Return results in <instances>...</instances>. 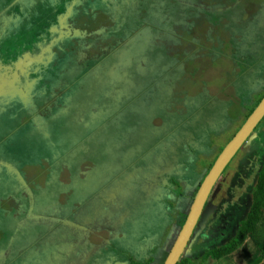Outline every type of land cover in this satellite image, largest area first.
<instances>
[{
  "label": "rangeland",
  "instance_id": "rangeland-1",
  "mask_svg": "<svg viewBox=\"0 0 264 264\" xmlns=\"http://www.w3.org/2000/svg\"><path fill=\"white\" fill-rule=\"evenodd\" d=\"M53 1H57L59 5L55 4L57 6L53 9L52 18L63 23L60 26L53 25L49 30L63 31L64 26L65 31L57 35V38L46 47L49 52H54L50 54V62L45 65L46 69H50L48 74L45 72L49 85L43 84L39 93L32 83L28 89L35 92L40 101L58 99L60 104L56 109L47 105V110L54 115L57 113L60 118L68 112H74L75 115L80 114L84 122L88 123L92 117L90 112L95 110L97 114L102 112L106 116L103 120L111 123L109 124L111 131L103 126L105 128L100 129L98 137L93 139L83 137L85 144L81 146L79 143L80 148L76 147V144L65 142L66 147L63 148L62 155L68 158L78 157L80 163L73 165L71 169L72 165L67 162L63 168L64 179L66 181L69 177L68 180L71 182L72 176L77 174L79 182L89 181L86 182L90 186L86 192L89 191L92 195L98 192L92 191L98 183L110 184L113 179L125 173V182L129 185L128 183L133 181L134 185H137L135 196H139L141 201L138 211L131 215L132 223L127 224L125 217H122L119 218L120 223L118 222V224L124 222L122 228H118L117 232H113L111 228L106 231L103 225H108L110 221H115L119 217L111 216L112 211L106 206L103 213L94 217L93 229L98 227L102 229V243L113 241L120 248L122 253L112 256V259L119 256L130 263L129 258L132 255L129 253L132 251L137 257L150 258L152 262L148 264H161L184 221L185 208L195 192L197 184L194 183L199 174L243 123L245 110L240 106L241 98L255 95L257 90H260L264 78V0H207L205 5L207 11L203 12L206 13L204 16L209 14L211 17L206 23V29L196 30L189 35L183 34L180 37V41L183 42L180 51L170 48L171 46L178 48L173 46L177 39L175 35H171L175 33L172 25L180 22L183 14L191 11L186 5V0H165L167 2L165 11L160 7L161 4L159 8H154L144 18L145 20H141V24L145 22L149 25L147 32L149 36L144 35L140 29L142 27L139 24L140 10L137 11L135 8L121 20L120 28L113 33V36H120L122 39L117 41L121 43L118 46L120 49L114 53L117 55L116 59L107 53V49L101 48L111 46L106 42H112L115 38L100 33L98 36L101 37V42H91L90 47H87L90 41L88 39L91 37L88 39L81 37L77 28L83 26L79 24V19H87L83 27L89 31L90 21L94 22L97 17L102 18L103 26L109 25L108 14L102 17L101 13L110 10L111 5H106L103 0H48L52 3ZM35 2L36 0H0V21L4 19L3 12L7 9L12 11L15 5H29L26 8L28 13L32 7L34 10L39 9ZM115 2L126 5L128 0ZM159 12L170 17L161 18L157 15ZM125 13L121 10L118 15ZM129 28H133V33H125ZM62 35L65 37H61ZM8 46L10 48L9 43ZM64 52L71 54L67 57ZM75 55L79 57L78 65L77 61H74ZM54 56H63L64 60L59 66L54 64ZM207 57L214 61L222 60L224 65H218L219 63L209 65ZM88 59L98 62L92 64L94 66L92 67L89 66L91 63ZM167 59L172 63L169 66L165 63ZM40 61L42 63L46 60L40 58ZM153 62H158L156 67H151ZM136 63L138 67L134 66ZM201 65L207 68H199ZM40 69L42 68H38L37 73ZM200 69L201 72L198 71ZM110 71L114 73L111 74ZM96 78L98 80L95 82ZM152 86L159 88L157 92L160 94L170 93L172 103L181 106L182 111L188 109L191 115L188 114L176 128L175 135L180 136L172 137L168 144L164 146L153 144L147 152L137 150L132 152L134 155L130 159L128 158L131 155L130 151L129 154H125V158L124 149L119 151L122 153L121 158L126 160L123 163V170L116 177L113 171L118 172V169L109 158L113 155L111 151H115L113 149L115 146L110 147L109 152L106 151L110 145L117 144L127 149L135 144L143 148L150 145L141 122L144 121L150 96L157 95L152 94L154 92ZM242 86L245 88L240 89ZM65 102L68 110L66 113L62 111L66 108ZM87 102H91L90 107L86 106ZM22 104L27 105L23 101ZM24 115L31 118L26 110ZM10 127V131L3 134L0 130V200L2 197H14L16 194L17 201L22 202L21 206L23 204L25 209L22 210L21 207L16 209L14 220L21 223L20 227L28 224L33 231L35 229L45 231L51 228L46 225L50 220L38 218L39 215H48L51 209H54L53 204L45 199L44 193L36 197L29 206L31 208L27 209L24 183L16 176L17 167H22L23 170L18 168V173L25 171L24 176L29 178L30 175L34 185H38L36 180L39 177L41 183L37 190L45 188V191L47 188L41 178L45 173H36L34 166L30 165L31 167L27 168L24 165L32 148V145L23 148V140L27 139L26 136H31L27 134L30 125L22 126L15 122ZM91 129L92 124L88 123L85 133L89 134ZM262 139L258 140L253 132L214 182L185 247L187 250L181 253L182 257L194 260L202 251L198 249L201 243L205 242L209 246L219 245L234 236L239 221L245 219L251 201V190L256 183L261 164L264 163V135ZM164 141L167 143L169 140ZM44 142L47 143L45 137ZM180 144H182L180 148L176 147ZM184 144L187 148L182 149ZM96 145L100 146V150ZM156 146H160V152H163L160 155L161 163H158L160 158H151L157 151ZM101 147L105 150H101ZM16 149L19 150L18 153ZM50 151L53 157H57L58 152ZM101 151L107 153L109 157L101 154ZM203 151L202 158H199L198 153ZM97 160L100 162L95 165ZM130 168V171L134 172L127 175L126 170ZM113 176L114 178L110 180ZM26 183V190L31 191L30 182ZM111 185L115 187L116 182ZM104 187L105 191L117 189L106 185ZM120 191L124 193L125 190L120 188ZM174 191L177 196L173 195ZM86 223L89 221L86 220ZM160 231L163 232L160 234ZM58 236V242L65 239L63 234ZM96 239L101 240L99 235H96ZM39 249L42 250L41 254L38 253ZM147 251H150V255L146 254ZM45 253L48 254V251H44L41 243H38L34 252L32 250L21 256L20 264H48L46 258L45 262L39 260V255L47 257ZM7 255V252H1L0 264L7 263L9 258ZM131 258L134 261L139 260ZM146 260L142 263L145 264Z\"/></svg>",
  "mask_w": 264,
  "mask_h": 264
},
{
  "label": "trees",
  "instance_id": "trees-1",
  "mask_svg": "<svg viewBox=\"0 0 264 264\" xmlns=\"http://www.w3.org/2000/svg\"><path fill=\"white\" fill-rule=\"evenodd\" d=\"M115 1L116 0H103V3H105L106 5H111L110 10H105V13H101L102 17H104V14L105 16L106 13L108 14L109 25L103 26L104 24H102V18L97 17L94 22L90 21L89 31H86L83 27L87 19H79V24H82L83 26L77 27L81 37L86 39L91 37V39H88L90 41L87 43V47H90L91 42H101V37L98 36L100 33H104V36H112L113 38H115L112 39L113 43L106 42V44L111 45L106 46L108 48L104 46L101 47L103 50L107 49V53H109L110 56H112L114 59L117 58V55L114 53H116V51L120 49V47L118 46L121 41H117L121 38L113 36V33L120 28L122 22L121 20L125 19L126 16L132 11H134L136 8L137 11L140 10L139 24H141V20H145L144 18L148 15L147 12L150 14V12L154 8H159L161 4L162 5L160 7H163V10L165 11L164 8L167 5V3H163V1L159 5L154 0H128L126 5L116 4ZM196 3L206 5L207 0H203V4L198 2ZM34 4H36V6H39V9L34 10V8L32 7L29 13L26 11V8L29 5H15V8L12 11H9L7 9L3 12L5 16L4 19L0 21V130L2 134L7 131H10V125H13L15 122H17L21 125H31L30 133H27L28 135H31L30 137L40 135V132H42V130L48 131V129L43 126L44 124L42 122L47 121L50 117H52V115L47 110V105H50L53 108H56V106H58L57 99L40 101L39 96L35 92L31 90L29 91L28 89L29 85L32 83L36 92L39 93L40 87L43 84L44 86L49 85V80L46 79L45 72L48 74L50 72H48V70L50 69H46L45 65L47 66V64L50 62V54L52 52H49L46 47L48 46V44H50V42L57 38V35L59 36L60 33L65 31L64 26L63 31H55L52 29L49 30L51 26H60V24L63 23L60 20L58 21V19L52 18L53 9L57 5H59L57 1H53L52 3L48 2V0H36ZM125 7H127L128 10L127 8L125 9ZM121 10L126 12L125 15H118ZM202 12L203 11H192L185 17V20L183 17H181L180 22H175L172 25V28L175 31V33H173L172 35H175V38L177 39L173 46H178V48H173L171 46V49H176V51H180L182 49L181 45L183 42L180 41V37L183 34L189 35L190 33H193L196 30L206 29V23L210 21L209 17L211 16L209 14L207 16H204L206 15V13ZM157 15H160L161 18L164 19L167 18V16L170 17L167 14H161V12H159ZM99 18H101V21H99ZM149 20L151 19L149 18ZM182 21L183 23H181ZM141 25L142 27L140 29L143 31V34L148 35L147 32L149 29V25L145 22H143ZM133 28H129L128 32L125 33H133ZM61 37L65 36L62 35ZM8 43L10 44V48L8 46ZM44 48L46 49L47 53ZM61 53L63 52H60V54ZM64 53L67 57L70 54L68 52ZM102 54H100L101 58ZM205 56H207V54ZM40 58L46 61L41 63ZM207 58V64L209 65H213L215 63H219L218 65H224V62L222 60L214 61L210 59L211 57ZM53 59L54 64L57 66H59L61 64V61L64 60L63 56H54ZM74 59V61H77L76 65H78L79 57L74 56ZM88 60L91 63L89 64V66H92V64H96V62H98V60ZM165 63H167L168 66L172 64L170 59H167ZM71 64L73 65L74 63L71 62ZM157 64L158 62H153V65H151V67H156ZM203 66L204 65H201L199 68H207ZM38 68H42L40 69L39 73H37ZM202 69L198 71L201 72ZM223 69L227 70V68ZM5 73L7 75H4ZM110 73L112 74L114 72L110 71ZM97 80L98 78H96V80L94 81L96 82ZM33 81L36 82L34 83ZM22 86H25L23 91L29 96H31L33 99V101L30 103V106L28 104H22L23 99L18 93L17 88ZM261 86L263 88L257 91L255 95H250L249 97L241 98L240 106L243 107V109L245 110L243 114V123L246 121L252 111L256 108L260 100L264 97V78L261 83ZM152 88L154 89V92H152V94L156 93L157 95L150 96V101L148 102L147 112L144 117V121L141 122L143 126L142 130L146 132V135H148L147 141L150 142V145L143 148L139 144H135L130 149L128 148V150L127 148L116 144L117 147H120L119 150L123 151L124 149V158L125 154H129V151L131 155H129L128 158L130 159V157L134 155L132 154V152H136L137 150L147 152V149H151V146H153V144L158 143L160 146H164L165 144H168L171 141L172 137L180 136L175 135L177 133L176 128L182 122V120L185 119L189 114L188 109L185 108L184 111H182L181 106H176L175 103H172V100H170V93L168 95H163L157 92L159 88H156V86H152ZM243 88H245V86H242V88L240 89ZM45 92H47V90H45ZM6 93H9V95L7 96ZM90 105L91 102L86 103V106L90 107ZM64 107H66L65 109H67L66 102ZM24 108L26 109L27 113L31 115V118L25 117V111H23ZM90 114H92V117L88 123L92 124V129L89 134L85 133L86 126L88 125V123L84 122L82 117H74V114H72L70 117L67 118L65 127L67 132H69V130H71L72 127L76 124L75 126H78L77 132L80 136L79 139L77 136H75L70 141V137L62 136L57 138L56 141L55 137H50V132H46L45 136L38 137V141H36L34 145H32V148L29 150V154L27 155L28 158L27 160H25L24 165H26L27 168L34 166L35 171L37 173H45L43 176H41V178L47 186L45 190L46 192L44 191L45 188L37 190V187L41 183L39 177H37L36 180V183H38V185H34L32 183L30 175L28 176L29 178H26L24 176V174L26 173L25 171L20 172V174L18 173V168H21V170H23L22 167H17L16 172L18 174V178L20 177L21 180L29 181L31 184V191H26L25 196V199H27L25 201L27 203V209L31 208L29 206L33 203L36 197H39L40 194L46 193L45 199L48 200L49 203L53 204L54 207V209H51V212L55 211L57 213V216L62 218L64 214H68L69 212H73L74 210H76L78 205L84 200V198H81L79 200H71V198L73 196H79V193L81 192L86 193L87 195H89L88 200L90 203L86 205V211H90L89 214L96 215V213H98L97 215H99L100 213H103V206H108L112 211L113 217L115 215H119L118 219H116L115 221H110L108 225H103L104 227H106V231L114 227L113 232H117V229L122 228V225L124 224V222L118 224L119 218L125 217V219L127 220V224L132 223L131 215L137 212L138 208L141 206L139 196H135V192L137 191V185H134L133 181H130L128 183L129 185H127V183L125 182L126 177H124V179L122 180V176H118V178L116 180L113 179L110 184L98 183L95 189L92 190H98V192H95L91 195L89 191L86 192L87 188L90 187L87 184L89 181L85 180L83 182H79L77 180V174H74L72 176L73 186L69 188V185L65 184V182H63L61 179L63 175L61 167H57L55 165L59 162L57 160L58 158L61 159L64 157L61 152H64L63 148L66 147V143L71 142L73 144H76V147H79V143L83 145L85 144V141L82 140L83 137L89 139L98 137V135H100L99 132H101L100 129L105 128L103 126H106L105 129L108 128L111 131V125H109L111 123L106 119L103 120L104 118H106V116L102 112L100 114H97V111L93 110L90 112ZM189 115H191V113ZM180 117L182 118L180 119ZM263 126L264 117L256 125L253 131L258 140H263ZM73 131H75L74 128ZM44 137L47 139L46 144L44 142ZM164 140L169 141H167L166 143V141ZM181 145L182 144L176 147L180 148ZM113 146L115 145H110L108 148ZM160 146L156 147L160 148ZM25 147L26 144L23 148ZM97 147L98 150H100V146ZM184 148H187L186 144H184V147L182 149ZM50 150L58 152L57 157H53V154H51ZM98 150L96 148L95 151L97 152ZM101 150L105 149L101 147ZM186 150L183 151L186 152ZM220 150L214 156L213 160L208 165H206V167H204L202 172L199 174V178L194 183V185L197 184L195 192L199 187L200 183L202 182L203 178L208 173L211 165L213 164ZM16 151L17 153L19 152L18 149H16ZM203 153L204 151L198 153L199 158H202ZM154 154L155 153H153V155ZM162 154L163 152H160V155ZM124 158L116 160L115 163L121 162L120 165L123 167V163L126 160ZM99 162L100 161L97 160L95 165H98ZM68 163L72 165L70 166V168L72 169L73 165H77L78 163H80V159L78 157L70 158V161ZM130 170L131 168L127 170V175H131V173L133 172ZM224 170L225 168L222 170V172ZM48 172H50L51 174H48ZM47 174L48 176H45ZM113 182H116L115 187H112L111 185ZM104 185L117 189L116 191H105ZM120 188L125 190L124 193H121ZM71 192L72 197H70ZM195 192L193 193L189 204L185 208V215L189 210ZM173 195L177 196L176 191L173 192ZM15 196L7 198L2 197V199L0 200V253H4L8 248H12L11 256H9V259L6 264H15V262H18L17 264H20V260L22 259L21 256L24 253L26 254V252H30L32 250L34 252V250L37 248L38 243H41V248L44 251H48V254L45 253L47 257L45 255H39V260H43V262H45L46 258L48 259V264H101L107 261H111L110 264H113V261H115L114 264L129 263L126 259H123L119 256L118 258L115 257L116 259H112V256L114 257L117 254L122 253L120 248L115 244V242L110 241V244L107 246L105 243H102V240L96 239V235H99L100 238H102V229L100 227H98L97 229H93L94 225L92 223V220L94 218L90 219L91 221L89 223H86V225L82 228L83 230L80 229L74 231L75 233L71 234L68 239L66 237L65 240H62L60 242L57 241V238L59 237V230L55 229L53 226L45 231H39L38 229H35L33 231L31 228L28 227V224L24 225L23 227H18V223L14 220V213L16 209H19V207L24 210L25 206L23 204L21 206L22 202L19 203L17 201V196ZM114 202H116L117 204L115 205ZM97 210L99 211L97 212ZM51 212H49L48 215H52ZM166 213L167 212L165 211V216H167ZM42 217L43 216L39 215L38 219L42 220ZM20 219L21 218H16V220ZM27 227L29 228L28 230L26 229ZM247 238L251 239L253 243L257 246H259L264 240V163L261 164V168L257 173L256 183L251 190V201L248 211L246 212L245 219L239 221L234 236L228 241L214 246H209L203 241L204 244L201 243L198 248L202 249V251L198 254L199 256L194 257V260H192L189 257H182L181 254L176 264H210V262L233 252ZM185 249L187 250V248H184L183 250ZM38 253L41 254L42 250L39 249ZM129 254L132 255L131 257L137 258V255L135 256L132 251ZM148 254L150 255V251H148ZM131 257L129 258V264H144L142 262L147 259L140 258L139 260L134 261ZM262 258H264L263 252L251 264H260ZM146 261L147 262L145 264L152 262L150 258H148Z\"/></svg>",
  "mask_w": 264,
  "mask_h": 264
},
{
  "label": "flooded vegetation",
  "instance_id": "flooded-vegetation-1",
  "mask_svg": "<svg viewBox=\"0 0 264 264\" xmlns=\"http://www.w3.org/2000/svg\"><path fill=\"white\" fill-rule=\"evenodd\" d=\"M155 2H157L159 5L161 4V2L163 1V3H167L165 0H154ZM186 2H187V4L186 5H188L189 7H190V12H192V11H203V10H206L205 9V5H201V4H197L196 2H198V3H202L203 4V0H196V2H195V0H186ZM207 11V10H206ZM189 12V13H190ZM188 13V14H189ZM147 14H149L148 12H147ZM188 14H183L181 17H183L184 18V20H185V17L188 15ZM180 17V18H181ZM181 23H183V21L181 22ZM173 32V31H172ZM172 35V34H171ZM120 37V36H119ZM245 45V44H244ZM60 48L62 49V46H60ZM242 50V49H241ZM46 51V50H45ZM46 53H47V51H46ZM52 53H54V52H52ZM50 54V53H49ZM71 54V53H70ZM76 56V55H75ZM136 62V61H135ZM137 63H139V61L137 60ZM137 63H136V65H134L135 67H138L137 66ZM102 71H104V70H102ZM103 73H105V72H103ZM70 86L72 87V85L70 84ZM97 86H99L100 87V85H97ZM97 86H95V89H96V91L98 90L96 87ZM24 87L25 86H22V87H19V89H21L22 91V93L18 90V93L20 94V96L22 97V99H23V102H26L29 106H30V103L33 101V99H32V97L31 96H29L28 94H26L24 91H23V89H24ZM40 88H42V86L40 87ZM263 87L260 85V90L262 89ZM257 91H259V90H257ZM58 100V99H57ZM60 103L58 102V105H59ZM57 107V106H56ZM53 108V107H52ZM54 109H56V108H54ZM26 109L24 108L23 109V111H25ZM50 110V109H49ZM62 110V109H61ZM63 112H67L68 110L67 109H64V110H62ZM51 115H52V117H50L49 118V120H47V121H44V122H42L44 125V127H46V129H48V131H45V132H50V136H52V137H55L56 138V141H57V138H59V137H62V136H65V137H70V140H72L75 136H77L78 135V139L80 138V136H79V134H78V126H73L72 127V129L71 130H69V132H67V130H66V122H67V118L68 117H70L72 114H74V117H79L80 116V114H76L75 115V113L74 112H68V113H66V115L63 117V118H60V117H58V115H57V113H55V115H54V113H52L51 111H48ZM23 126V125H22ZM73 128L75 129V131H73ZM45 129V130H46ZM43 131V130H42ZM45 132L43 131V133L45 134ZM29 133H30V131H29ZM46 135V134H45ZM27 137V139H25V140H23V143H24V141H25V144H26V147L28 146V145H34V143L36 142V141H38V137H30V136H26ZM25 144H23V147H24V145ZM81 146H83V144H81ZM117 145L115 144V147H116ZM113 147V149H115V151H111V152H113V155L111 156V157H109L108 155H106L107 153H103L104 155H106V156H108L109 158H111V160L110 159H108V160H110L111 161V163L113 162V164H115V165H113V166H117L116 167V169H118V172H115V170L113 171L114 172V176L116 175V176H118V174L123 170V167L120 165V163L121 162H118V163H115V161L116 160H118V159H121V156H122V153H120L119 151H121V150H119L118 148L119 147ZM80 148V147H79ZM22 151H23V149H22ZM53 151V150H52ZM110 151V149L108 148V150H107V152H109ZM55 152V151H54ZM101 153V154H102ZM123 153H125V152H123ZM155 157H158V158H160V160L158 161V163H161V156H160V148L158 147L157 148V151L155 152V154L151 157L152 159L153 158H155ZM59 162L57 163V164H55L57 167L58 166H60L61 167V170H62V172L64 173V169H62V168H64V165L67 163V162H69L70 161V158H68V156H64L63 158H58L57 159ZM150 160V159H149ZM180 161V160H179ZM126 172H127V170H126ZM134 172V171H133ZM132 172V173H133ZM37 173V172H36ZM114 176L110 179V180H112L113 178H114ZM61 179H63L62 181L63 182H65V184H68L69 185V188H71L72 186H73V183H72V181L71 182H69V180L68 179H70L69 177H68V179L66 180V181H68V182H66L65 181V179H64V176L62 175V178ZM124 179V175L122 176V180ZM116 180V179H115ZM25 195H26V193H24ZM84 194V195H83ZM82 195H81V193H79V196H73L72 197V192H71V196L70 197H72L71 198V200H79V199H81V198H84V200L78 205V207H77V209L76 210H74L73 212H69L68 214H64L63 215V217L62 218H60L59 216H57V213L55 212V211H53V212H51L52 213V215H45V216H43L42 217V219H49L50 221H47V226H50V227H54L55 229H57V230H59V233H58V235L59 234H63L64 235V237L66 238L67 237V239L71 236V234H74L75 232L74 231H76V230H80L81 228H83L85 225H86V220L87 221H91L90 219H93L95 216H97V214L98 213H96V215H94V214H89V212L90 211H86L87 210V207H86V205H88V203H90L89 202V200H88V196L89 195H87L86 193H83ZM104 207H106V206H103V209H104ZM95 211V210H94ZM99 210H97V212H98ZM112 216V215H111ZM51 221H52V223H51ZM93 221V220H92ZM20 224L21 223H18V227H20ZM23 227V226H22ZM86 228V227H85ZM112 230L114 229V227L113 228H111ZM151 232V231H150ZM161 232L162 231H160V234H161ZM152 233V232H151ZM178 233V232H177ZM153 234V233H152ZM156 235V234H155ZM177 235V234H176ZM176 237V236H175ZM65 240V239H64ZM101 240H102V238H101ZM173 243V242H172ZM110 244V242H108L106 245L108 246ZM8 253V255H7V257L8 256H11V252H12V248H8L4 253ZM148 253V251L146 252V254ZM1 254V253H0ZM145 256H147V255H145ZM166 256V255H165ZM118 258V257H117ZM140 258H143L144 259V256L143 257H137L136 259H140ZM165 258V257H164ZM9 259V258H8ZM8 259H7V261H8ZM110 262L111 261H107V262H104V263H101V264H110ZM115 263V261H113V264Z\"/></svg>",
  "mask_w": 264,
  "mask_h": 264
},
{
  "label": "water",
  "instance_id": "water-1",
  "mask_svg": "<svg viewBox=\"0 0 264 264\" xmlns=\"http://www.w3.org/2000/svg\"><path fill=\"white\" fill-rule=\"evenodd\" d=\"M263 116L264 97L217 155L208 173L197 188L185 220L161 264H176L180 254L187 245L191 230L200 215L202 206L212 188V185L217 180L231 157L238 152L244 142H246L247 138L253 133L256 125L260 122Z\"/></svg>",
  "mask_w": 264,
  "mask_h": 264
},
{
  "label": "crops",
  "instance_id": "crops-1",
  "mask_svg": "<svg viewBox=\"0 0 264 264\" xmlns=\"http://www.w3.org/2000/svg\"><path fill=\"white\" fill-rule=\"evenodd\" d=\"M43 131L40 132L41 137L45 136L46 134V132L44 131V134ZM262 252L264 253V240L259 246H257L253 243L251 239L247 238L233 252L217 260L212 261L210 264H251L260 256ZM260 264H264V258H262Z\"/></svg>",
  "mask_w": 264,
  "mask_h": 264
},
{
  "label": "clouds",
  "instance_id": "clouds-1",
  "mask_svg": "<svg viewBox=\"0 0 264 264\" xmlns=\"http://www.w3.org/2000/svg\"><path fill=\"white\" fill-rule=\"evenodd\" d=\"M238 130V129H237ZM236 130V131H237ZM234 135V134H233ZM0 164H1V162H0ZM227 165V164H226ZM225 165V166H226ZM225 168V167H224ZM222 172V171H221ZM11 174V173H10ZM221 174V173H220ZM16 176H18V174L16 175ZM220 176V175H219ZM22 183H24V186H23V191H24V193H26V181H24V180H22ZM204 205V204H203ZM202 208H203V206H202ZM201 211H202V209H201ZM188 213V212H187ZM201 213V212H200ZM187 215V214H186ZM186 215H185V217H186ZM185 217H184V220H185ZM197 220H198V218H197ZM197 220H196V222H197ZM184 222V221H183ZM196 224V223H195ZM182 226V225H181ZM195 226V225H194ZM194 226H193V228H194ZM193 228H192V230H193ZM180 229V228H179ZM192 230H191V232H192ZM191 235V234H190ZM187 244H188V242H187ZM187 246V245H186Z\"/></svg>",
  "mask_w": 264,
  "mask_h": 264
}]
</instances>
